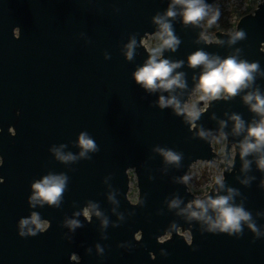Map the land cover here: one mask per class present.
<instances>
[{
	"label": "water",
	"instance_id": "obj_1",
	"mask_svg": "<svg viewBox=\"0 0 264 264\" xmlns=\"http://www.w3.org/2000/svg\"><path fill=\"white\" fill-rule=\"evenodd\" d=\"M167 5L168 0H0V264H264V238L253 242L247 228L239 239L201 234V225L182 211L197 196L179 178L199 161H218L225 187L240 192L235 202L264 226V215H257L264 213L262 174L255 164L241 172L235 146L241 137L231 134L232 123L223 129L228 138L220 156L212 137L199 138L172 109L156 107L159 93L145 92L131 78L147 59L143 41L156 29L151 18ZM173 26L181 44L164 57L185 60L177 69L187 80V89L176 93L182 100L195 93L193 76L200 69L189 68L186 58L198 48L222 58L241 49L242 58L264 69V0L239 20L235 31L243 29L246 38L231 46L229 33L216 32L223 44L196 43L203 25L185 27L177 17ZM133 35L137 48L127 61L122 50ZM256 84L264 91V78L257 77ZM233 112L246 121L252 117L239 96L218 100L200 116L198 129L218 135L219 122ZM81 131L92 136L99 151L67 164L56 160L49 149L61 144L65 153L78 155ZM156 146L182 152L180 167L164 164L152 150ZM229 161L235 162L231 172L225 171ZM131 172L139 192L136 203L128 198ZM49 173L68 176L60 206L29 208L31 183ZM246 175L256 177L248 187L240 183ZM213 188L207 194H214ZM110 193L117 204L109 201ZM174 198L181 204L169 208ZM90 202L102 215L88 223L74 214ZM33 211L51 227L21 238L17 222ZM67 219H78L83 227L72 233L64 226ZM96 244L104 247L103 255ZM72 253L79 255L73 262Z\"/></svg>",
	"mask_w": 264,
	"mask_h": 264
},
{
	"label": "clouds",
	"instance_id": "obj_2",
	"mask_svg": "<svg viewBox=\"0 0 264 264\" xmlns=\"http://www.w3.org/2000/svg\"><path fill=\"white\" fill-rule=\"evenodd\" d=\"M220 15L219 8H214L207 3V0H168L167 8L163 12H157L151 18L152 24L156 26L153 35L158 43L147 50V59L132 72L131 78L145 92L159 93L155 106L161 110L172 109L173 114L182 117L190 128L197 129L196 135L201 139L212 137L211 140H215L217 143L227 140L228 133H225L223 129L230 121L232 123L231 134L241 137L235 142L241 161L240 170L246 174L255 164L256 170L262 174L258 187L264 190V91H261L260 86L256 84L257 77L264 78V69L261 68L260 63L258 61L249 62L242 58L241 49H235L233 54L222 58L217 54L198 48L186 58L189 68L200 69L198 77L193 76L194 90L199 94L198 102L189 103L188 100H182L176 94L177 90L187 89L186 74L177 71L185 65V60H172L164 57L165 51L174 53L181 44V39L175 34L173 26L177 17L185 27L202 28L204 21L208 27L216 24ZM245 38V31L238 29L229 33L227 43L231 46ZM201 42L210 43L204 31H201L196 39V43ZM224 42L223 40L217 41L218 44ZM261 45L264 46V41L261 42ZM136 48L137 40L133 35L122 50L125 60L133 59ZM104 59L109 60L110 55L105 53ZM163 93H168V95ZM238 96L252 114L250 120L246 121L241 114L233 112L228 116L227 121L219 122L218 135H213L211 130L198 129L196 122L208 110L211 102L218 100L227 102ZM199 102H203V107ZM212 118L215 119V116ZM76 143L80 148L78 155L70 152L65 153L63 144L59 147L53 146L49 151L56 160L65 164L74 162L78 158H89V153L99 151L94 139L86 131L79 133ZM152 150L162 157L166 165L180 167L184 158L182 152L170 148L156 146ZM234 166L235 162L229 161L225 171L231 172ZM191 179L190 175L184 174L178 182L188 185ZM255 179V176L246 175L243 180H240V183L248 187ZM0 183H3V179H0ZM67 186L68 176L64 173H49L34 180L30 185V195L27 198L29 208H34L37 204L41 207L47 204L50 207L58 208ZM213 192L214 194L195 198L182 210L187 213L190 220L201 225V234H225L228 237L239 239L244 229L247 228L253 234V242L256 239L264 238V226L257 225L252 213L245 208L243 203L235 202V197L240 195L239 190L225 187L224 173L215 176ZM221 192L225 194L222 195ZM108 199L113 204L118 203L115 193H110ZM180 204L181 200L177 198L168 202L169 208H178ZM74 215H83L87 222L91 223L93 215L100 217L102 213L97 204L90 202L80 213ZM257 215H264V213L258 212ZM120 218L122 219V217ZM107 225L108 220H102V226L107 228ZM64 226L72 233L77 228L83 227L78 219H67ZM50 227L51 221L42 220L40 214L33 211L18 220L17 233L21 238L35 237L46 233ZM64 239L72 241L70 236H66ZM118 247H123V244ZM95 248L98 254L103 255L104 247L102 245L96 244ZM85 251L90 254L92 249L87 248ZM77 257H79L78 254L72 253L69 259L73 262Z\"/></svg>",
	"mask_w": 264,
	"mask_h": 264
},
{
	"label": "rangeland",
	"instance_id": "obj_3",
	"mask_svg": "<svg viewBox=\"0 0 264 264\" xmlns=\"http://www.w3.org/2000/svg\"><path fill=\"white\" fill-rule=\"evenodd\" d=\"M260 3H262L263 0H259ZM248 1L247 0H217L216 5L218 6L221 15L223 16L224 20H228L230 23H234L236 20L235 15H233L231 12L234 9L243 7L245 8L247 6ZM203 28L205 30V34L208 36V39L210 42H216V32H213L211 30V27H208L206 21L202 22ZM231 33V32H229ZM158 43V41L155 40L154 35L149 36L147 39L143 41V45L148 50L149 48L155 46V44ZM198 93H194L190 99L189 103H196L198 102ZM200 106L203 107V102H199ZM227 145L226 140H221L219 143H217L215 140H213V149L214 151L222 156L225 152ZM233 154V150H232ZM232 162V161H231ZM1 164V159H0ZM223 173V170L220 166V163L218 161L213 162H202L199 161L195 163L192 168L190 169L188 175L191 176V180L189 181V190L196 195L197 197L202 198L204 195H206L211 187L214 185V178L217 175H220ZM131 177V188L130 192L128 194V198L132 203H136L138 201V187H137V181L136 177L133 172L130 173ZM187 240H190V234L184 233L183 234ZM167 236L166 238H168Z\"/></svg>",
	"mask_w": 264,
	"mask_h": 264
},
{
	"label": "trees",
	"instance_id": "obj_4",
	"mask_svg": "<svg viewBox=\"0 0 264 264\" xmlns=\"http://www.w3.org/2000/svg\"><path fill=\"white\" fill-rule=\"evenodd\" d=\"M247 6L245 8L240 7L237 9H234L231 13L235 15L236 20L234 23H230L228 20H224L223 16H220V19L217 21L216 24H214L211 28L213 32H234L236 29V26L241 18H243L246 15L254 13V11L257 9L258 5L260 4L259 0H247ZM214 8H218L216 4H213Z\"/></svg>",
	"mask_w": 264,
	"mask_h": 264
},
{
	"label": "built area",
	"instance_id": "obj_5",
	"mask_svg": "<svg viewBox=\"0 0 264 264\" xmlns=\"http://www.w3.org/2000/svg\"><path fill=\"white\" fill-rule=\"evenodd\" d=\"M215 41H217V39Z\"/></svg>",
	"mask_w": 264,
	"mask_h": 264
}]
</instances>
